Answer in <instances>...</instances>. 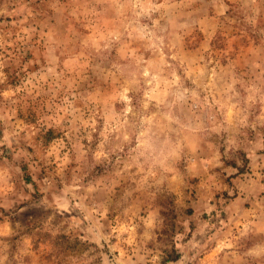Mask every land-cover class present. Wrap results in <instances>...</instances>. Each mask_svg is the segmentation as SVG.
Returning a JSON list of instances; mask_svg holds the SVG:
<instances>
[{
    "label": "rangeland",
    "instance_id": "rangeland-1",
    "mask_svg": "<svg viewBox=\"0 0 264 264\" xmlns=\"http://www.w3.org/2000/svg\"><path fill=\"white\" fill-rule=\"evenodd\" d=\"M0 264H264V0H0Z\"/></svg>",
    "mask_w": 264,
    "mask_h": 264
},
{
    "label": "trees",
    "instance_id": "trees-1",
    "mask_svg": "<svg viewBox=\"0 0 264 264\" xmlns=\"http://www.w3.org/2000/svg\"><path fill=\"white\" fill-rule=\"evenodd\" d=\"M179 259V255L176 254L174 257L173 256H169L167 259H165L166 262H173V261H177Z\"/></svg>",
    "mask_w": 264,
    "mask_h": 264
}]
</instances>
